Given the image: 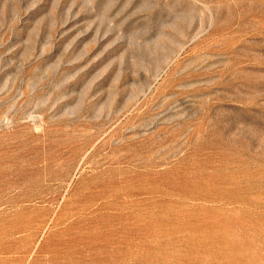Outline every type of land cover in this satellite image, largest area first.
I'll return each mask as SVG.
<instances>
[{
    "label": "rangeland",
    "instance_id": "374dc122",
    "mask_svg": "<svg viewBox=\"0 0 264 264\" xmlns=\"http://www.w3.org/2000/svg\"><path fill=\"white\" fill-rule=\"evenodd\" d=\"M0 264H264V0H0Z\"/></svg>",
    "mask_w": 264,
    "mask_h": 264
}]
</instances>
